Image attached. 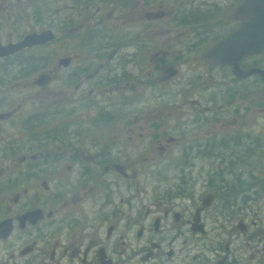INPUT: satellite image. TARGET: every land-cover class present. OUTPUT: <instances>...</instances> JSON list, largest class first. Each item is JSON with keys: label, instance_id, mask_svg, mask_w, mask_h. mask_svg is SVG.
Here are the masks:
<instances>
[{"label": "rangeland", "instance_id": "obj_1", "mask_svg": "<svg viewBox=\"0 0 264 264\" xmlns=\"http://www.w3.org/2000/svg\"><path fill=\"white\" fill-rule=\"evenodd\" d=\"M62 1L58 5L65 9L56 15L59 19L56 18L54 24L60 21L61 27L54 29L55 41L45 48V62L31 74L36 77L45 72L49 79L30 92L41 90L43 94L26 102V108H36L37 113H42L39 127L46 138L40 135L35 141H45L44 152H40L41 147L30 148V154L38 152L26 170L29 196L25 207L71 213L62 217L67 228L76 224L85 228L88 220L95 223L88 213L89 209L93 210L90 213H96L98 208L94 201L96 199L98 204L101 197L97 199L95 189H102V186L88 185L87 172L83 168H56L55 162L61 161L57 158L62 155L59 141H71L65 144L87 151L92 141L103 146L110 139H118L122 152L117 154V146L112 150L115 155L126 158L123 162L130 178L126 193L134 197L133 207H139L141 201L142 212L157 195L173 192L183 179L194 181L198 193L204 190L214 193L213 188H216L223 194L224 201L221 203L216 197L206 213H213L218 201L221 212H228V197L237 183L240 182L245 190L247 184L259 187L256 183L264 182V109L256 110L258 106L248 103L246 95L233 97L231 90L241 88L234 74L226 68L208 70L198 60L201 47L187 48L178 57L181 62L174 66L176 72L173 68L170 74L164 72L161 66L168 62L162 63L159 55L162 49H167L163 44L175 40V30H171L161 15L145 16V13L157 11L153 0H123L118 8L108 0L103 15L95 13L94 5L89 7L75 2L70 10L74 0ZM45 13L49 18L54 12L47 10ZM67 13L73 20L71 24L62 20ZM89 31L94 36L89 37ZM154 53L159 54L156 60L152 56ZM64 56H69L70 61L62 68L56 62ZM118 61L123 63L122 68H117ZM241 65L244 68L264 67V54L251 56ZM121 71L122 78H119ZM71 72L77 73L69 80L66 77ZM255 81L254 85L262 88L263 85ZM75 83L77 89L73 91ZM240 83L247 85L251 81L244 79ZM246 104L249 109L243 110ZM236 105L240 106L237 112ZM11 132V128L4 129L3 135L10 136ZM168 134L180 138L181 143L167 145ZM185 145L194 146L193 152L200 147L202 152L194 153V166L188 170L182 167L183 162L179 163L184 160L179 156ZM167 146L168 149L174 146L173 150H167ZM0 181L7 183L6 175L0 176ZM40 181L45 182L47 188H43ZM89 188V199L93 201L88 209ZM16 189L14 181L3 188L0 202L9 205ZM70 190L72 192H67ZM260 204L264 205V201ZM38 231L34 229L29 233V239L33 237L29 242L35 241V246L41 245Z\"/></svg>", "mask_w": 264, "mask_h": 264}, {"label": "flooded vegetation", "instance_id": "obj_2", "mask_svg": "<svg viewBox=\"0 0 264 264\" xmlns=\"http://www.w3.org/2000/svg\"><path fill=\"white\" fill-rule=\"evenodd\" d=\"M124 1L119 0L116 3L111 0L117 8L123 5ZM241 1L153 0L156 9L161 11L160 18H165L171 30H175L173 31L175 40L163 44L167 49H162L160 55L157 53L152 55L155 60L159 55L162 63L168 62L161 66L163 71L173 72V68L176 72L174 66L181 62L178 61L181 60L178 57L187 48L193 50L201 47L198 60L208 70L226 68L232 73L230 66L209 62L204 58V54L216 41L238 27L241 20L235 16L234 11ZM62 2V0H0V176L6 175L8 181L7 183L0 181V192L13 181L17 185L10 204L5 206L2 201L0 202V222L9 220V230L5 235V230L0 229V264H264V205L260 204L264 201V182L256 183L260 185L259 187L247 184L245 190L240 182L237 183V187L232 186L234 193L231 192L228 197L229 213L221 212L219 201L213 208V213H206L212 208L216 197L221 203L224 201L223 194L218 193L216 188L213 190L217 194L209 190L198 193L194 181L190 183L189 180L183 179L181 185L176 184L173 192L160 197L157 195L156 200L142 212L141 201L139 207H133L134 197L126 193V189L130 187L127 179L130 178L123 162L125 157L115 155L112 150V147L119 146L118 139H110L106 143L105 140L103 146L92 141L87 151L79 150L72 144H65L71 141L65 143L59 141L58 149L62 155L57 158V160L61 158V161L55 162L56 168L60 170L83 168L87 172L88 185L95 183L93 188L102 186V189L100 187L95 189L97 199L101 197L98 204L96 199L94 201L98 208L94 211L96 213H90L93 210L89 209L93 201L89 199L91 188L86 195L88 217L95 223H89L88 220L85 228H79L77 224L67 228L62 217L71 213H51L42 209L41 215L34 223L28 220L21 222L18 219V216L31 210L25 207L29 196L26 170L38 151L30 154V148L41 147L40 152H44L45 141L38 143L35 141L40 135L46 138L39 127L42 113H37L36 108H26V102L31 97L39 98L43 94L41 90L32 94L30 92L46 83L49 77L45 72H40L36 77H32L31 74L37 67L43 65L45 48L55 41L53 31L61 27L60 21L58 25H54L56 18L59 19L56 15L65 9L58 5ZM75 2L84 3L89 7L94 5L95 13L99 15L104 14L103 10L109 4L108 0H74L69 6L70 10L74 8ZM47 10L54 12L48 15L49 18L46 17ZM62 20L68 21L67 23L73 22L68 13ZM99 22L101 25V21ZM46 30L52 33V39L1 54L3 47L9 48L19 43L26 35ZM92 36L94 33L89 31V37ZM263 54L264 52L255 55ZM255 55L246 56L239 62L242 71L251 68L242 67V62ZM124 56L125 53L121 55L122 60ZM64 57L70 59L69 56ZM60 58L62 57L56 62L59 66ZM69 61L67 65H61L62 68L67 67ZM117 64L119 65L117 68H122L123 63L118 61ZM75 73L77 72H71L66 78L70 80ZM122 73L121 71L119 78H122ZM233 76L241 88H233L231 95L235 98L237 94L246 95L248 103L258 106L256 110H263L264 78L259 74ZM244 79L251 83L242 85L240 80ZM255 80L263 85L262 88L254 85ZM76 85L77 83L73 91H76ZM7 106L11 107L1 109ZM239 107L236 105V112ZM242 109H249V105L246 104ZM241 121L243 122L242 119ZM7 128H11L12 132L10 136L5 137L3 131ZM176 143H181L180 138L168 134L166 144ZM173 147L168 149L167 146L166 149L172 151ZM117 149V154L122 152L119 147ZM194 149V146L189 148L187 145L181 149L183 154L179 158L183 157L184 160L179 163L183 162L182 167L187 170L194 166V153H202L200 147L196 152H193ZM162 164L168 163H160ZM43 183L44 185L40 181V185L47 188L46 183ZM238 187L241 189H237ZM206 195L209 196V202L207 206L202 207V199ZM49 228L52 231L48 233L45 230ZM34 229L39 230L41 245L35 246V241L29 242L33 239V237L29 239V233ZM35 255L36 257L31 259V256Z\"/></svg>", "mask_w": 264, "mask_h": 264}, {"label": "water", "instance_id": "obj_3", "mask_svg": "<svg viewBox=\"0 0 264 264\" xmlns=\"http://www.w3.org/2000/svg\"><path fill=\"white\" fill-rule=\"evenodd\" d=\"M235 16L241 20L238 27L231 31L227 36L216 41L211 48L205 52L204 58L216 65H228L231 67L232 74L235 76H247L250 74H259L264 78V69L251 67L245 71L240 70L239 62L250 54H256L264 51V0H242L235 8ZM161 11H152L146 13L147 17H158ZM52 39V33L49 30L40 33H31L26 35L19 43L13 44L9 48H2L1 54L11 53L24 46L35 43L45 42ZM69 61L68 57H62L58 62L65 66ZM172 73L171 71L168 72ZM44 185V183L42 182ZM206 195L202 199V207L208 205ZM41 215L40 209H32L18 216L22 222L28 220L34 223ZM0 229L5 233L9 230V220L0 222ZM3 235V236H4Z\"/></svg>", "mask_w": 264, "mask_h": 264}]
</instances>
